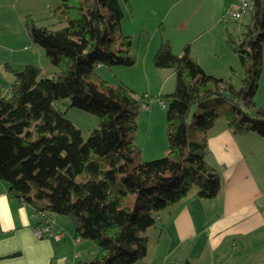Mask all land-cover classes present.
Returning <instances> with one entry per match:
<instances>
[{
  "label": "trees",
  "instance_id": "1",
  "mask_svg": "<svg viewBox=\"0 0 264 264\" xmlns=\"http://www.w3.org/2000/svg\"><path fill=\"white\" fill-rule=\"evenodd\" d=\"M130 0H58L48 12L57 29L24 26L41 47L53 72L35 65L12 70L8 96H0V181L10 196L70 221L74 238L95 252L76 264H134L144 259L145 232L160 212L183 200L192 187L214 198L218 173L206 161V133L224 117L236 133L264 138V110L254 96L263 68L264 0H251L239 37L224 28L227 49L242 68L241 85L231 76L207 74L186 44L174 54L161 42L155 69H170L173 90L165 105L166 154L143 161L134 141L140 104L123 83L97 76V65H134L132 37L121 31L122 5ZM98 119L86 139L56 103ZM230 102L232 109H223ZM80 177L81 181L76 179ZM264 264V262L262 263Z\"/></svg>",
  "mask_w": 264,
  "mask_h": 264
},
{
  "label": "crops",
  "instance_id": "2",
  "mask_svg": "<svg viewBox=\"0 0 264 264\" xmlns=\"http://www.w3.org/2000/svg\"><path fill=\"white\" fill-rule=\"evenodd\" d=\"M48 1L54 0H0V96H8L9 86L13 82L10 72L12 70H20L31 64L41 70V75L46 67L49 74H52L53 69L46 63V59L42 58L41 51L35 49V44L30 45L31 53L28 54L17 52L20 49L12 47L30 40L21 33L17 34L16 29L20 30L24 16L43 15L41 12L34 14L33 11L40 8L42 10ZM161 2L157 0L150 5L147 0H131L128 4H123L122 33L133 36L145 28L147 21H152V16L159 13L157 9ZM56 3L55 0L53 5ZM219 3L220 0H212L213 6H216L215 10L220 6ZM175 4L172 3L171 9H174ZM151 8L155 14L151 11L148 14ZM173 19L177 20L178 17ZM218 19L220 18H216V25L223 29ZM223 20L226 25V20ZM23 30L26 34L24 27ZM204 33L200 32L191 40L204 38ZM181 34L182 32L176 36L179 40ZM161 40L168 42L175 54L181 52L176 53L174 49L177 51L176 49L180 48L181 51L190 41L187 35L185 42L173 49L171 41L162 38L159 45ZM5 41L9 45L2 44ZM199 52L196 48L190 50L192 57L204 72L217 77L231 76L233 84L238 86L234 75L238 73L240 64L233 53L225 47L224 52L218 54L220 60L217 61L215 56H211V49L204 50V57L199 55ZM144 56L145 66L148 67L152 57L148 60V53ZM114 68L124 67L97 65L94 72L103 78L104 72H113L116 75ZM155 74L160 80H168L169 84L174 81L170 69H155ZM239 74L242 78V71H239ZM42 77L46 76L43 74ZM123 84L125 85L124 82ZM162 87L163 84L159 91L155 92L159 96L173 90L164 92ZM153 119L154 112L149 111V107L143 109L137 118L139 123H146L145 138L140 135H135L134 138L142 151L143 159L159 157L160 153H166V140L161 139L159 142L153 134L156 128ZM206 145L205 161L218 173L220 179L217 195L212 199L201 198L197 195V188L192 187L178 204L160 212L156 224L144 234L148 238L146 256L134 264L264 262V138L252 132L238 134L220 117L206 133ZM53 218L59 228L66 225L63 217L53 215ZM38 223L34 207L10 196L7 183L0 181V264H76L79 260H88L94 254L95 248L90 242L74 238L72 226L68 233L61 228V237L40 239L33 232Z\"/></svg>",
  "mask_w": 264,
  "mask_h": 264
},
{
  "label": "rangeland",
  "instance_id": "3",
  "mask_svg": "<svg viewBox=\"0 0 264 264\" xmlns=\"http://www.w3.org/2000/svg\"><path fill=\"white\" fill-rule=\"evenodd\" d=\"M56 1L57 3L55 5H53L55 0L50 1V2L48 1L47 3L43 5L42 10L40 8L37 11H33V13L41 12L43 14L41 16H37V15L31 16L29 14L32 17V19L36 22V25L45 26V27L50 28L51 30H55L58 28V26H55L53 24L54 21L48 18L49 10L56 7L58 4V0ZM155 1L157 0H147V3L152 5ZM161 1L162 2L160 3L159 9H157L159 13H157L155 16L153 15L154 17L152 16L151 18L152 21L151 20L147 21V24H145L146 26L145 28L137 31L133 36H131L132 44H131V48L129 52L135 58L134 65L130 67H124V68H114L116 71V75L113 72L103 73L104 75L103 78L106 81L112 84L124 82L125 85H127L128 87L134 90V92L136 93V96L143 95L145 93L150 96L148 107H149V111L154 112L153 120L155 121V124H156V128L154 129L153 134L157 140L159 139V142L161 139L166 140V137H165V109H162L160 105L158 104L157 101L159 100V95L156 94L155 92L159 91V88L162 86V84H163L162 88L165 90L164 92H168L169 90H172L174 81H172L169 84L168 80H165L164 78L160 80L158 78V75L155 74V69L152 66V58H151V65L150 66L148 65V67H146L145 66L146 57L144 55L148 53V60H150V57H152V55L154 54L153 52L157 49L159 45V40L162 38H165L171 41L172 47L174 49L175 47L182 45L183 42H185L184 41L185 37L188 35L189 40H190L188 41L190 50L192 48H196L197 50L200 51L199 55H202L204 57L205 55L204 50L211 49L212 50L211 56L213 57L215 56L214 59L219 61L220 58L218 59V56H219L218 54L221 51L224 52V49L226 47L224 28L227 27V29L233 33L232 35L234 37H239L240 33L243 30V25L247 21V17L243 16L242 19L239 21L228 20L226 21V25L224 24L225 21L223 19L225 18L226 8L228 7V4H230L232 0H220L221 4L219 3L220 6L217 7L216 10L214 9L216 6H213L212 0H161ZM173 2L176 4L174 5V9H171ZM149 11H151L152 14H155L154 9L152 8L149 9L148 14H149ZM220 16H222L223 18ZM175 17H178V19L174 20L173 18ZM216 18H220V20L218 19V22H219V25L221 26L223 25V29H220L216 25ZM169 20H172V21L169 22ZM23 27L25 29L24 18H23V23L20 26V30L16 29V32L17 34L21 33V35L23 36L25 35L24 37H27L26 39H28L27 32L26 34H24L23 32L24 31ZM194 29H197V30H194ZM202 31L205 32L204 38L200 40L199 38L196 40H191L192 38H194L197 34H199ZM180 32H182V34L179 40L176 36ZM7 43L8 42L5 41L2 44L7 46L9 45V43L8 44ZM30 45H32V43L30 42V40H28L27 42H23L18 45H12V47L20 49L17 52H23L25 54H28L29 52L31 53ZM35 47H37L35 49H39V51H41L40 53H42V58L46 59L45 61L49 65L50 63L48 62V59L46 58L43 49L37 45ZM218 48H220L221 51ZM176 50L177 51H175L174 49V52L176 53L182 52V50L180 51V48ZM35 54H37V52ZM222 58L223 57H221V59ZM238 67H239L238 73L234 75V81L237 80V84L238 86H240L241 78H240L239 71H242V68L240 65ZM46 68H44L42 73L46 77H48L50 76L49 74L50 72H48ZM161 100L163 101L164 106L165 105L167 106V100L164 98H161ZM67 104H68V99H63L56 103V107L63 113L64 118L69 120L73 124V126H75L78 130H80L82 138L86 139V137L89 134V131L98 126V119L95 116L90 115L80 109L67 107ZM254 104L256 105V107H259L264 110V65H263L261 76L258 81L256 93L254 96ZM223 109L226 111H230L232 109L231 103L224 102ZM140 112H143V109H139V113ZM136 124H137V130H136L135 135H140L141 138H145L146 123H144L143 121L139 123L137 120ZM165 154L160 153L159 157L150 158V159H143L141 155V159L143 161L154 160V159L163 157ZM76 180L81 181V178L78 177ZM193 188L195 189L196 187H193ZM62 219L64 222H66V225H64V227H61V228L66 230L65 232L68 233L69 228H71V223L66 218H62ZM71 232H72V229H71Z\"/></svg>",
  "mask_w": 264,
  "mask_h": 264
},
{
  "label": "built area",
  "instance_id": "4",
  "mask_svg": "<svg viewBox=\"0 0 264 264\" xmlns=\"http://www.w3.org/2000/svg\"><path fill=\"white\" fill-rule=\"evenodd\" d=\"M251 9V0H233L226 8L225 20L239 21ZM140 104V109H147L150 96L143 94L135 96ZM160 107L165 108L162 100L157 101ZM35 216L39 223L33 228V232L37 238L61 237L63 230L56 225L53 215L47 211L35 212Z\"/></svg>",
  "mask_w": 264,
  "mask_h": 264
}]
</instances>
